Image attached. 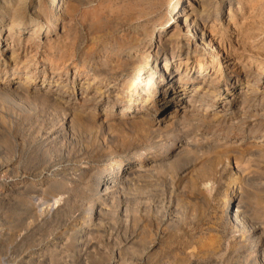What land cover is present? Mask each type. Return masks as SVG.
Instances as JSON below:
<instances>
[{
  "label": "rangeland",
  "instance_id": "rangeland-1",
  "mask_svg": "<svg viewBox=\"0 0 264 264\" xmlns=\"http://www.w3.org/2000/svg\"><path fill=\"white\" fill-rule=\"evenodd\" d=\"M49 1L50 0L43 1V6L46 8L45 13L49 17H52L51 20L57 21V25L45 29V25L47 24V22L45 21L41 23L43 26V30L40 34L44 36L45 33H48L47 35H45L48 40L44 44L39 46L38 49L35 46L29 47V45H26L25 42L22 43L23 47L19 51V59L17 61L20 74L16 76L20 80L24 78L23 73H25L22 65V61L24 60L23 54H26L27 57H30L35 61L42 58L45 59L47 62H45L44 68L46 69L47 73H49L48 66L50 65L51 61L56 64L57 69L62 68L63 65H66L65 72H67V78L70 80L69 76L72 72L70 70V63L71 60H73L71 59V55L73 53L77 57L82 55L85 56L86 54V57H89L90 59H103L110 47H114L115 45H122L125 42H128L130 39L135 38V35L132 32L134 31V28L139 24V20L136 21L135 18L136 16H138L139 11L143 9L144 3V0H63V2L59 3H57L56 0L55 5L52 6L48 4ZM177 2H180V4L184 6L189 5L187 3V0L171 1V3L174 4ZM35 4V0L28 1V15H26L27 18H37L35 13L37 11V8ZM227 5L228 3L226 2L217 7V10L219 13H221V15L216 19L214 18V11L216 8L215 6H212L211 17L203 20L206 26V30H208L207 40L204 41L205 43L203 45L197 47L198 53L195 55H191L192 62L190 61L189 63L190 70L193 71L195 68L193 66H195L198 61H211L208 69L205 72L211 78L215 77L216 79H218L220 83L217 87V91L218 93H220V98L217 99L215 106L212 107V110L220 112L225 108V110H227L225 115L226 117L224 116L222 119L216 118L215 124L207 123L203 128L200 129H193L192 127L188 128L186 133L187 137L183 135L175 139L173 142H170L172 140L171 138L166 140L167 143L165 144V148H170V151H172L179 140L183 141L189 139L188 137L192 138L193 133L195 132L200 137L203 136L210 138L214 142V144L218 146L209 153L185 154L183 152L181 153L183 156L179 154V157H177V159L175 160V165L177 167L185 166L186 172L184 171L183 174L180 175L181 177L175 180L172 184L166 177L167 172H164L160 176V183L162 185H159L158 187H156V189L149 192V195H151V198H153L154 200V206L162 205L161 213L163 214V212L165 211L164 213L166 216L168 215V220H171L170 223H167L166 226H161V228L157 231L156 246L153 249L155 250V252L152 251L150 256V259L154 264H161V261H165V256L168 255L167 252L169 250L170 253L172 252V250H175V254L178 253L175 257L174 264H214L215 259V262H218L217 264H235L234 258H231L229 255L230 252L226 250L224 251L223 248H219L218 243L219 239V242H221L223 234L224 237L227 235L228 227L226 223H224L223 218L217 219L220 220L217 221L214 219L213 215L214 212L220 213V211L225 208L229 190L233 185L234 195L231 196V200L227 209L231 210V208L238 207V210L240 209L239 211L243 212L246 226L248 225L247 228L251 233V240H253L257 244V238L260 235L261 238L259 245H262L263 243V245L260 246L264 250V142L256 143L257 140H259V137L261 140H264V100L261 102V97H258L257 100L249 99L247 100V104L242 106L240 104L241 98H239L238 95L235 96V100H232V93L238 94V92H241V86L235 84L233 86L234 89L231 93H227L226 91L230 89L231 85H233V82L237 80L238 76V80H241L240 82H242V79H244L245 75L249 80H252L255 79V76L258 74V72H261V82H264V67L261 69H259L258 67L260 62H262V64L264 65V0H231L230 11ZM193 7L195 6L193 5ZM62 8L64 11L62 10ZM229 12L231 13L230 18ZM166 20L169 19L166 18ZM169 21L170 25L174 23L171 20ZM26 28V32L24 31L25 39L27 38V36H29V33L27 34V30H31L32 27L26 24ZM156 31L157 33L161 34L164 32V30L161 31L160 29ZM170 33H168L166 37H168ZM6 35L7 32H3L2 41L3 39H5ZM186 35H189L188 29H185L183 31L181 36L182 40ZM193 38L194 40H197L194 36ZM208 40H211L210 46L207 45ZM155 41H157V39L155 40L154 37L153 43H155ZM23 50H25V52H23ZM226 55H232V58L237 59L242 64L247 62L249 66L247 67V70H245V73L241 72L239 68L237 69V67L232 68L230 63L227 62L228 59H225ZM151 58L152 57L150 56V62ZM249 58H251V61L249 60ZM30 64H32V62ZM41 67L42 66L39 65L38 71L41 70ZM65 72L63 76L65 75ZM2 76H4L3 73L2 75L0 74V81L4 80V77ZM39 77L40 74L38 73L31 78L33 81L29 84L30 89L39 88V85L41 84L39 82ZM192 84L196 85L197 81L194 80ZM255 88H259V92L264 93V85H262L261 83L256 85ZM64 97L66 99L69 98L70 92H66ZM158 101L159 98L156 99V101H152L151 105H154V108H156V106L159 107L160 103L156 105ZM151 105H149L148 108H150ZM137 107H140V105H137ZM96 108V122L97 124H101L100 122L105 119V117L103 116L104 113L101 110L103 108V104L96 106ZM0 109L5 112L6 116L7 114L11 115L12 113L21 114L18 107H15L9 103L0 102ZM115 109L118 110L117 106L114 108V110ZM132 110L133 109H131L130 111ZM150 110L153 109L150 108ZM183 110V107L180 106L179 114L183 112ZM37 112L38 113L34 114L33 117L22 114L21 121L15 124H11L12 122L10 117L6 119L10 122V124L0 123V165L2 164L3 166V169H0V199H3L2 201L0 200V264H6L8 260L7 258L10 257L11 254H15L18 252L19 257H24L29 254L28 258L36 259V254H38V257L43 258L44 256L43 259H45V257L46 259H48V255H51V252L54 250L55 246L59 245L60 248L64 247L62 252L64 251L66 254L64 252H61L60 255H58L57 257H53L52 260H50V258L48 259V261L46 260L45 264H68L69 258L67 257L69 256V251L70 254H73L71 252L72 250L69 244L70 237H68L70 232H68L67 230V225L70 223V217L72 213L71 201L76 200L77 202H79L83 200L86 204L89 198L92 196L91 193H76L75 191L77 190L73 188L70 192V185H74L81 179V176H79L78 173H74L75 168L84 169L86 168V166H91L89 169V171L91 170V177L87 180V184L95 188L97 183V178L94 175L95 171L101 170L103 167L107 168L110 164L115 162L119 158L117 154L120 152L119 147L121 148V146L126 145L133 146L137 141L134 134L127 130L128 128H120L116 125H111V128H95L91 131H86L79 128L75 130L70 129V131H68L69 133H67L66 130L64 132L62 129V123L59 124L58 120L60 119V115H58L57 111L53 110L50 107H44L42 110L39 109ZM211 114L212 112L209 111L206 114V117H210ZM167 116L168 115L166 113V115L162 116L161 120L163 121L165 118H167ZM118 117L119 116L117 115V113H112L107 118V121L109 123H115ZM242 117L246 121V124L244 126H237V122ZM124 118L127 119L128 116H124ZM133 120L134 122L138 123L140 121L139 116ZM135 120H137L138 122ZM219 122L221 123L220 126L218 124ZM260 122H262L261 125ZM156 123V121H152L149 125L154 127ZM149 125H146L145 127L141 126V129H145ZM230 125H232V129L226 130V127ZM226 131L228 133L227 136ZM213 132L215 133L213 134ZM252 136H254V138H252ZM157 141L161 142L162 139L158 138ZM48 143H50L49 146L51 147L53 153L47 157L42 152V146ZM81 148H85L84 150L86 152V155L84 157H77L76 152ZM228 151L231 155H227ZM224 154L227 156H224ZM151 155H153V152H150L148 154V156ZM252 155L256 157H253ZM120 157L122 158V160L125 159L123 155ZM49 165L52 166L50 167ZM207 166L214 170L215 173L217 172L218 183L207 181L206 183L199 184L198 188L200 190L198 189V195L200 199L203 198L202 200L205 201L202 203H198L197 201L192 200L190 197L188 198V195L185 194L186 191L184 193L182 186L186 181L190 180L189 182H191L192 178H194L193 180H196V175H200L202 177V174L199 173V171L201 170V168H208ZM235 166H237L238 168ZM40 169L44 170L42 171ZM237 169L241 172L237 171ZM36 170L38 171V173ZM233 179H235V183L232 185ZM31 182L33 183L31 184ZM22 186H24V193H22V191L20 193H16L17 189ZM33 186L37 187V194L33 193ZM14 188L16 189V191ZM68 188V193H65L63 195L58 194ZM10 192H13L12 194L13 196H15L14 198H12L13 196H11L12 194L10 195ZM8 195H10L11 198H9ZM51 195H54L55 198L52 200V202L47 201L51 198ZM56 195L58 196L56 197ZM136 195L137 194L134 192L124 193V195L122 196V202L120 203V209H112L109 207H106V209L103 208V211L100 213L99 220L94 223L92 231L88 235L90 243L93 245L92 251L94 254V258H90L89 264H136L133 260L137 259L139 253L143 249L142 246L145 245V242L150 241V234H148V229H145L143 232H141V230H137V235L139 234V238L136 237V233L134 234L136 230L133 226V219L136 222L146 219L145 217L142 218L143 216H136V214H134L133 211L130 210L133 206V199L136 197ZM41 196H43L44 198H40ZM67 196L70 198L69 203L67 204L68 206L65 205L66 207H64V200L67 198ZM102 199L103 198L99 199L100 203L102 202ZM163 199L166 202H164ZM14 200L15 203L13 202ZM27 200L30 201V204H32L33 208L35 209L34 212H36L40 216L39 221H41L42 218L47 215L48 208L52 209H50V214L59 211L58 217L61 218L59 220L57 219V221L53 223H48L49 225L46 224L42 227L39 226L40 228H37V231L36 228L30 230V233L32 234L29 233V238L25 239L24 236L26 232L23 231V221L21 220L22 218H24V215H22L24 209L26 210L31 206L30 204H27ZM189 202L191 203V205ZM126 206H128L129 209L128 213L125 214L123 210ZM199 211L202 213H199ZM87 213H89V209L87 210ZM76 215L77 213L74 214V216ZM124 215H128V218H124ZM62 218L64 222H62ZM151 218L154 221L155 215H152ZM202 218L205 220H203ZM15 219H17V222L15 221ZM29 222L31 221L28 220L26 224ZM59 222L61 223L59 224ZM212 224H214V226ZM17 226L18 228H16ZM205 226L206 228L211 230V233L208 232L204 236L199 235L201 237V240H197V244H207L208 241L210 243V241L212 240L210 245L213 244V248L217 249L212 248L214 253H212V256L210 257L206 254L197 253V256L193 257L191 260L186 259L187 262L181 261L184 258V255L183 257L180 256L181 250L177 248L179 243L184 242V240H189L190 237L198 236V234L201 232V230H203ZM52 228L54 229L52 230ZM34 230L36 232H34ZM61 230L63 231V233L61 232ZM160 230L162 233L160 232ZM65 231L67 233H65ZM8 233L9 235H7ZM12 234L15 235L13 236ZM214 234H216L215 237L217 236V246L216 241L214 242L215 238L213 239ZM55 235L56 238H54ZM31 236H34V238ZM132 236L136 239H133V241L130 242L132 243L130 246L127 245V247H125L126 242L131 239ZM231 236L229 235V241L231 240L232 244L234 243L235 246L237 235L232 234ZM202 237L205 240H202ZM185 238H187V240ZM178 239H180L179 242L177 241ZM93 241L94 243H92ZM12 247H15V250L12 249ZM45 247L49 248L46 249ZM194 247L198 248L199 251H205L204 249H199V247L196 245ZM16 248H18L19 250L16 251ZM168 248L169 250H167ZM193 252H196V250H194ZM118 254H120V257L118 256ZM198 255L201 256L199 257ZM70 261H72L71 255ZM211 261H213V263Z\"/></svg>",
  "mask_w": 264,
  "mask_h": 264
},
{
  "label": "bare ground",
  "instance_id": "bare-ground-1",
  "mask_svg": "<svg viewBox=\"0 0 264 264\" xmlns=\"http://www.w3.org/2000/svg\"><path fill=\"white\" fill-rule=\"evenodd\" d=\"M28 1L29 0H0V74L1 75L2 73L4 74V76H2L4 77V80L0 81V102L9 103L15 107H18L21 112V114L12 113L11 115L7 114L6 116L5 112H3L2 109H0V123L10 124V122L6 120L8 117H10L12 122L11 124H15L21 121L22 114L33 117L34 114L38 113L37 111L39 109L42 110L44 107H50L53 110L57 111L58 115H60V119L58 120L59 124L62 123V127H63L62 129L64 132L66 130L67 133H69L68 131H70V129L75 130L79 128L86 131H91L95 128H101V127L111 128L112 127L111 125H116L120 128H128L127 130L134 134L135 139L137 140L136 143L133 146L126 145V146H121V148L119 147L120 152L117 153L119 158L115 162L110 164L107 168L103 167L101 170L95 171L94 175L97 178V183L95 188L87 184V180L91 177L90 174L91 170L89 171L91 166H86V168L84 169L75 168L74 170V173H78L79 176H81V179L74 185L73 184L70 185V192L73 188L77 190L75 191L76 193H82V194L91 193L92 196L89 198L88 202L86 203L87 205L83 200L79 202H77L76 200L75 201L70 200L72 202L71 203L72 213L70 217V223L67 225L68 227L67 230L68 232H70V234L68 233L69 234L68 237H70L69 244L72 250L71 252L73 254H70L69 251L68 253L69 256L67 257L69 258L68 264L70 263L89 264L90 258H94V254L92 251L93 245L90 243L88 235L91 233L94 223H96V221L99 220V216L100 213L103 211V208L106 209V207H109L112 209H120L122 196L124 195V193H130V192H134L137 194L136 197L133 199V206L130 210H132L133 213L136 214V216H143L142 218L144 217L146 218L138 222H136L133 219L134 222L133 226L136 230L134 234L136 233V237L139 238L138 236L139 234L137 235V230H141V232H143L145 229H148L149 230V231L147 230L148 234H150V241L145 242V245L142 246L143 249L139 253L137 259L133 261L136 264H154L151 261L150 256L152 251L155 252V250L153 249L156 246L157 231L161 228V226L163 225L166 226L167 223H170L171 220H168V215L167 216L165 215L164 213L165 211L163 212L164 215L161 213L162 205L154 206L153 204L154 200L153 198H151V195H149V192L156 189V187H158L159 185H162L160 183L161 182L160 176L164 172L165 173L167 172V175L166 174L165 175L171 184L179 177H181L180 175L183 174L186 167L185 166L177 167L175 165V160L177 159V157H179L178 156L179 154L183 152L185 154L209 153L218 146L215 145L210 138L203 136L200 137L197 133L194 132L192 138L188 137L189 139L187 140H183V141L179 140V142L175 145L172 151H170V148L169 149L165 148V144L167 143L166 140L172 138L170 142H173L175 139L183 135L187 137L186 133L188 128L192 127L193 129H200L203 128L207 123L215 124L216 118L222 119L226 115L227 110H225V108L222 109L220 112H217L216 110H212V107L215 106L217 99L220 98V93H218L217 91L218 84L220 83L218 79H216L215 77L211 78L205 72L208 69L211 61L208 60L204 62L198 61L195 64V66H193L195 67L193 71L190 70L189 63L192 60L191 55H195L198 53L197 47L203 45L205 43L204 41L207 40L208 30H206V26L203 20L211 17L212 6H215L216 8L214 11V18L216 19L217 17L219 18V16L221 15V13L218 12L217 7L227 2L228 3L227 6L230 11L231 0H187V3L189 4L187 6L181 5L180 2H177L175 4L171 3L172 0H144L143 9L139 11L138 16H136L135 18L136 21L139 20V24L138 25L136 24L137 26L134 28V31L132 32L135 35V38L130 39L128 42H125L122 45H115L114 47L112 46L109 49L107 48L108 51L106 52V56L103 59L102 58L90 59L89 57H86L87 56L86 54L85 56L82 55L77 57L73 53L71 55V59L73 60H71L70 63V70L72 72L70 71L71 74L69 76L70 77L69 80L66 75L67 72H65L66 65H63L62 68L57 69L56 64H54L51 61L50 65L48 66L49 73H47L46 69L44 68L45 62H47L45 59L42 58L40 60L35 61L34 59L32 60L30 57H27L26 54H23L24 60L22 61V65L25 73H23L24 78L20 80L16 76L20 74L17 61L19 59V51L23 47L22 43L25 42V44L29 45V47L35 46L38 49L39 46H41L48 40V38L45 36L48 33L47 34L45 33L44 36L40 34L43 30V26L41 23L45 21L47 22V24L45 25V29L57 25L56 24L57 21L51 20L52 17L46 15L45 13L46 8L43 6L44 0H35L36 1L35 6L37 8V11L35 13L37 18H32V17L27 18L26 15H28V11H27ZM59 2H63V0H57V3ZM55 3L56 0H50L48 2V4L52 6H54ZM193 5L195 7H193ZM230 17H231V13L229 12V18ZM166 18L173 21L174 23L170 25V21L166 20ZM26 24L31 26L32 29L29 31L27 30V34L29 33V36H27V38L25 39L24 31L26 32L27 29ZM158 29H160L161 31L164 30V32L162 34L157 33L156 30ZM185 29H188L189 35L183 37L182 40L181 36ZM3 32L4 33L7 32V35L5 39H3L2 41ZM168 33H170V35L166 37ZM193 36L197 40H194ZM154 37L155 40L157 39L155 43H153ZM211 40H208L207 42L208 46L211 45ZM23 52H25V50H23ZM150 56L152 57L151 62L149 60ZM232 57H233L232 55H226L225 59H228L227 62L230 63L232 68L237 67V69L239 68L241 72L245 73V70H247V67L249 66L247 62L242 64L237 59ZM249 60L251 61V58H249ZM31 62L32 64H30ZM39 65L42 66L40 71H38ZM258 67L259 69L264 67L262 62L259 63ZM64 72L65 75L63 76ZM38 73L40 74L39 82L41 84L37 89H30L29 84L33 81L31 78L37 75ZM261 76H262L261 72H258V74L255 76V79L249 80L248 77L245 75L244 79H242L243 80L242 82H240L241 80H238L239 77L238 76L237 80L233 82V85H231L232 83L230 84L231 85L230 89L226 91L227 93L228 92L231 93L234 89L233 86L235 84H238L239 86H241L240 87L241 92H238V94L232 93L233 95L232 100L233 99L235 100L236 99L235 96L238 95V97L241 98L240 104L242 106L247 104V100L249 99L257 100L258 97H261L260 101L262 102L264 100V93H260L259 92L260 89L255 88L256 85L260 83L264 85V82H261ZM194 80L197 81L196 85L192 84ZM66 92H70V97L67 99L64 97ZM158 98L159 101L156 103V105L160 103V106L159 107L156 106V108H154L155 106L151 105V103L154 100L156 101V99ZM102 104H103V108L101 110L104 113L103 116L105 117V119L100 122L101 124H97L95 118V114L97 110L96 106ZM137 105L138 106L140 105V107H137ZM149 105H151L150 108L153 110H150V108H148ZM116 106L118 110L117 109L114 110ZM180 106L183 107L184 110L179 114ZM131 109L133 110L130 111ZM209 111H211L212 114L210 117H206L207 116L206 114ZM112 113H117V115L119 116L115 123L113 122L109 123L107 121V118ZM166 113L168 116L162 121L161 118L163 115H166ZM124 116H128V118L126 119L124 118ZM138 116L140 121L138 122L137 120H135L138 122L136 123L134 122L133 119H135ZM152 121L157 122L154 127L149 125L150 122ZM261 123L262 122H260V125ZM218 124L220 126L221 123L219 122ZM245 124L246 121L242 117L237 122L236 125L244 126ZM146 125H149L150 127L148 126L145 129H141V126L145 127ZM227 129L228 130L232 129V125L226 127V130ZM214 133L215 132H213V134ZM227 135L228 133L226 131V136ZM158 138H161L162 141L161 142L157 141ZM252 138H254V136H252ZM260 142H264V140H261L259 137V140H257L256 143H260ZM49 144L50 143L42 146L43 149L42 152L47 157L53 153ZM84 149L85 148H81L77 150L76 152L77 157H84L86 155ZM147 152L149 153L153 152V155L148 156L149 153ZM228 154H230L229 151L227 152V155ZM122 155L125 157V159L123 160L120 157ZM227 155L224 154V156ZM252 156L256 157L254 155ZM0 169H3L2 164L0 165ZM237 171L239 170L237 169ZM199 173L202 174V177L200 175H196L195 176L196 180H193L194 178H192L191 182H189L190 180L186 181L185 184L182 186V188L184 193L186 191L185 194L188 195V198L190 197L192 200L197 201L198 203L200 202L202 203L205 200L203 201L202 200L203 198L200 199L198 195L199 184L206 183L207 181H212L213 183H218V182H217V172L215 173V171L209 167L201 168ZM32 183L33 182H31V184ZM234 183H235V179H233L232 185ZM32 188H33V193L37 194L38 192L37 187L33 186ZM233 188L234 185L229 190V195L227 196L225 208L221 210L220 213H216V212L213 213L215 220L223 218L224 223H226L228 227L227 235L224 237L223 234V237L221 238L222 239L221 242H219L220 239L218 240L219 248H223L224 251L225 250L229 251L230 252L229 255L231 258H234L235 264H264V250L261 248L263 243L262 245L260 244L261 246L259 245L261 236L260 235L258 236L257 238L258 243L256 244V242L251 240V233L247 228L248 225L246 226V221L243 216V212L239 211L240 209L238 210V207L231 208V210L227 209L231 200V196L234 195ZM23 190H24V186L18 188L16 193L18 192L20 193L21 191L22 193H24ZM66 190L58 194L63 195L65 193H68L69 188ZM12 193L10 192V195ZM10 195H8L9 198L13 196V194L11 196ZM57 196L58 195H56V197ZM14 197L15 196H13L12 198ZM50 197L51 198L48 199L47 201L52 202L55 196L51 195ZM40 198H44V197L41 196ZM100 198H103L101 203L99 201ZM69 199L70 198L67 196V198L64 200V207L68 206L67 204L69 203ZM15 200L13 201L14 203ZM26 202L27 204H30L29 200H27ZM30 205H31L30 208L27 207L28 209L26 210L24 209L22 213V215H24L23 216L24 218H22L21 221H23V229H24L23 231L26 232L24 236L25 239L29 238L30 230L36 228L37 231V228H40L43 225L45 226L46 224L49 225L48 223H53L57 221V219L59 220L61 218L58 217L59 211L50 214L51 208H48L47 215L44 216L42 220L40 219L41 221H39L40 216L36 212H34L35 209L33 208L32 204ZM88 209H89V213H87ZM128 209H129L128 206H126L123 212L125 214L128 213ZM200 211L199 213H202ZM75 213H77L76 216H74ZM152 215H155L154 221L151 218ZM124 218L127 219L128 215L127 216L124 215ZM16 220L17 219H15V221ZM28 220H30L31 222L26 224ZM61 220L62 222H64L63 218ZM60 223L61 222H59V224ZM212 225L214 226V224ZM16 228H18V226ZM53 229L54 228H52V230ZM36 231L34 230V232ZM210 231L211 230L206 228L205 226L203 230H201V232L199 231L200 233L198 234V236L190 237L189 240L185 238L187 241L184 240V242L179 243L177 248L181 250V253L179 251L178 252L181 254L180 256L183 257L184 255V258L181 261L187 262V260H191L193 257L197 256V253L206 254L209 257L212 256V253H214L213 249H217V248H213L214 246L213 244L210 245L212 240L210 241V243L208 241L209 244L208 243L207 244L202 243L201 245L197 244V240H201V237L199 235L204 236L208 232L211 233ZM61 232L63 233L62 230ZM65 233L67 232L65 231ZM232 234L237 235L235 246L234 243L232 244L231 240L229 241V235L231 236ZM7 235H9V233ZM56 235L54 236V238H56ZM215 235L216 234H214L213 239L215 238L214 242L216 241V246H217V238H216L217 236L215 237ZM34 236L31 237L34 238ZM133 239L136 238L135 237L133 238L132 236V238L126 242L125 247H127V245L130 246L132 244L130 242H132ZM179 240L180 239H178L177 241L179 242ZM202 240L205 239H203L202 237ZM92 243H94V241ZM195 245L198 246L199 249H204L205 251L204 252L203 250L199 251L198 248L194 247ZM59 246H55L54 250L51 252V255H48L50 260H52L53 257L55 256L57 257L58 255L61 254L64 247L60 248ZM15 247L14 248L12 247V249L15 250ZM17 250L19 249L16 248V251ZM167 250H169V248ZM194 250H196V252H193ZM18 253L11 255L9 254L10 257L7 258L8 260L6 264H42V263L45 264L46 263L45 261L46 260L48 261L49 259L48 257H47L48 259H46V257L45 259H43L44 256L43 258H40L38 257V254H36L37 256L36 259H31L28 258L29 255L28 253H26L28 254L27 256L19 257ZM167 254L168 255L165 256V261H161V264H174L175 257L177 256L178 253L175 254V250H172V252L170 253L169 250ZM70 255L72 257V261H70ZM118 256L120 257V254H118ZM215 260H214V264H217L218 262H215ZM211 262L213 263V261Z\"/></svg>",
  "mask_w": 264,
  "mask_h": 264
}]
</instances>
